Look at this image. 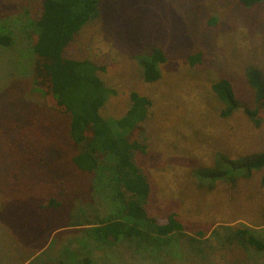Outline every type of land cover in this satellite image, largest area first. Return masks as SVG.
<instances>
[{"label":"rangeland","instance_id":"374dc122","mask_svg":"<svg viewBox=\"0 0 264 264\" xmlns=\"http://www.w3.org/2000/svg\"><path fill=\"white\" fill-rule=\"evenodd\" d=\"M37 2L0 0V35L12 38L0 44V264L64 256L73 264L80 252L79 264H264V251L234 239L248 229L264 240L262 173L234 185L197 177L217 155L239 161L264 152V124L256 128L244 111L222 119L211 91L229 79L242 106H255L245 72L256 67L264 76V0L251 8L239 0H104L99 19L68 51L105 66L99 76L116 93L105 117L122 118L132 93L152 101L143 124L152 211L162 220L176 213L185 226L161 254L127 242L103 245L87 231L89 221L117 214V206L107 178L72 163L67 117L33 89L29 36ZM153 48L168 61L161 80L148 84L138 56ZM51 201L56 207H47Z\"/></svg>","mask_w":264,"mask_h":264},{"label":"trees","instance_id":"16d2710c","mask_svg":"<svg viewBox=\"0 0 264 264\" xmlns=\"http://www.w3.org/2000/svg\"><path fill=\"white\" fill-rule=\"evenodd\" d=\"M239 1L251 8L263 0ZM103 3L104 0H38L29 36L35 57L33 89L41 93L48 108L67 117L75 167L110 182L113 192L109 195L117 206V214L112 213L98 223L89 221V235L103 245L127 242L145 252L161 254L172 247L178 234H184L185 226L176 213L162 220L152 211L154 187L143 162L148 155L143 124L152 101L132 93L130 107L122 118L105 117L102 111L110 97L116 95L99 76L105 66L89 58L68 55L82 31L99 19ZM11 43V36L0 35V44ZM138 60L145 83L161 80V67L168 61L162 49L142 53ZM199 60L200 55L191 58L193 64ZM245 78L255 94L253 108L242 106L229 79H218L211 91L220 105L222 119L244 111L253 125L260 128L264 124V76L258 68L249 67ZM255 172L262 173L264 183V152L239 161L217 155L213 167L200 170L197 177L212 186L218 181L234 185ZM47 207H56L55 201ZM197 235L203 237L204 233ZM234 239L243 246L264 251V240L248 229L238 230ZM78 254H74L73 264L83 260L84 253ZM64 258L40 264H68Z\"/></svg>","mask_w":264,"mask_h":264}]
</instances>
